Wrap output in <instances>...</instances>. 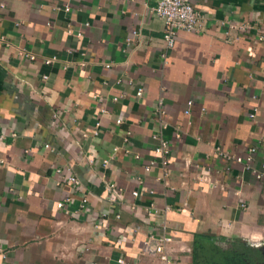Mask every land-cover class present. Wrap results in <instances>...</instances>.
I'll use <instances>...</instances> for the list:
<instances>
[{
  "label": "crops",
  "instance_id": "1",
  "mask_svg": "<svg viewBox=\"0 0 264 264\" xmlns=\"http://www.w3.org/2000/svg\"><path fill=\"white\" fill-rule=\"evenodd\" d=\"M157 1L0 0V264H161L164 233L176 264L202 235L264 250V176L234 158L264 163V0H185L166 59Z\"/></svg>",
  "mask_w": 264,
  "mask_h": 264
},
{
  "label": "built area",
  "instance_id": "2",
  "mask_svg": "<svg viewBox=\"0 0 264 264\" xmlns=\"http://www.w3.org/2000/svg\"><path fill=\"white\" fill-rule=\"evenodd\" d=\"M1 7H4V4H0ZM154 11L157 16H159L164 23L163 28V40H164V50L162 53V56L164 59H166V52L173 48L175 45L176 37L179 32H191L198 29L199 23L198 18L199 14L194 8L192 4L185 0H158L156 4L154 5ZM65 9L68 10V5H65ZM70 31V29H69ZM77 36H81L80 32L76 33ZM130 40V38H127V42ZM30 59H34V55H29ZM54 58V57H53ZM51 57H47L44 59L45 63H49L53 60ZM108 66V65H106ZM137 95L142 94V89L139 88L137 90ZM114 100H117V97H113ZM192 101L189 100L187 102V108L185 109V113H189V107L191 106ZM160 110L161 108L158 107ZM255 113L254 111L250 113L251 117H254ZM117 123L121 122V119L116 120ZM98 124V123H97ZM98 129L93 130V134H98ZM153 137L158 141L157 145L154 148V151L159 158V164L166 169L168 164V157H169V144L168 141L163 139L162 137H158L157 135H153ZM5 135L0 131V146L2 145L4 141ZM45 147H50L49 143H45ZM216 150L221 152L219 147H216ZM256 148L254 146H251L248 148L247 153L245 156L237 155L235 156V160L238 162H241L244 164V168L251 170L254 174L257 175V177L262 178L264 176V163L261 164L260 168H256L253 165V159H254V152ZM227 157H232L229 154H224ZM3 159L0 156V165L3 164ZM104 164L108 162V159H103L102 161ZM157 164V161L155 159H152L149 161V163L145 166V169L148 170L151 166H154ZM56 171H60V169H56ZM200 179H206L203 176H200ZM68 181L70 182H78V179L75 176H69ZM114 185H109V188H112ZM134 195H137V191H133ZM70 200V197L65 198L64 200H61L56 203L58 208H61L64 206L65 202H68ZM87 199L83 198V202H86ZM151 210V209H150ZM116 217H119V215H116ZM165 228V227H164ZM172 242V237L166 233L159 235V236H153L150 235L144 240L143 244V254L149 255L151 257L159 259L161 264H176L174 260L170 257V252L173 250V248L170 247V243ZM5 253L0 252V258H4ZM118 264H131L130 262L126 261L125 259L118 258L117 259Z\"/></svg>",
  "mask_w": 264,
  "mask_h": 264
},
{
  "label": "trees",
  "instance_id": "3",
  "mask_svg": "<svg viewBox=\"0 0 264 264\" xmlns=\"http://www.w3.org/2000/svg\"><path fill=\"white\" fill-rule=\"evenodd\" d=\"M192 253L194 264H264V250L240 237L202 235Z\"/></svg>",
  "mask_w": 264,
  "mask_h": 264
}]
</instances>
